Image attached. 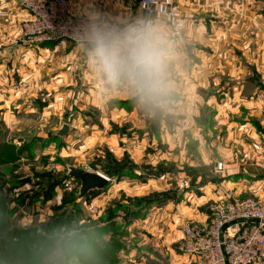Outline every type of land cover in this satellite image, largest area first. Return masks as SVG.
Segmentation results:
<instances>
[{
	"label": "crops",
	"instance_id": "0c3cea01",
	"mask_svg": "<svg viewBox=\"0 0 264 264\" xmlns=\"http://www.w3.org/2000/svg\"><path fill=\"white\" fill-rule=\"evenodd\" d=\"M68 2L75 15H81L87 8H95L114 17L135 16L140 12L139 0ZM175 2L186 25L181 37L185 44V55L182 66L177 69V91L170 105L159 110L162 116L155 136L148 132L147 122V115L154 117L155 111L143 112L147 113L144 116V109L127 94L102 93L100 85L86 69L76 43L20 42L18 39L24 23L29 19L28 12L23 8L22 0H0L2 142L7 136L10 140L6 142L20 146L38 138L32 153L36 152L43 149L40 146L42 139L44 144L68 139L69 136L59 138L55 135L65 124L70 126L71 133L74 125L77 127L84 123L85 112L93 110L100 113L99 123L105 133L110 132L112 124L126 123L125 126H128L123 134L110 133L109 140L103 139L101 135L97 139L99 143L105 142V149L112 151L120 161L125 153L136 164H140L141 159L143 163L146 162L147 157L152 161L154 158L150 156V151L156 145L168 148L169 152L176 149L181 155L184 154L183 146L192 137L198 147L193 164L216 165L214 140L217 137H212L211 130L204 132L205 126L199 119L206 108L218 112L214 117L210 115L205 118V123L209 129L219 124L228 133V148L221 159L224 164L222 175L213 171L212 175L219 180L199 185L198 194L192 195L191 203L183 201L175 206L170 204L176 208L175 212L170 211L168 205L165 207L172 212L169 214L170 231L161 240L168 243L171 261L172 244L183 239L185 241V226L189 223H207L209 204L222 201L226 194H232L238 200L264 197V0ZM240 112L243 113V122L232 123V117ZM238 126L241 129L239 133L233 131ZM33 129L42 133L29 135ZM135 130L140 140L136 143L131 141L128 152L122 150L118 142L135 140ZM14 132L26 134L13 139ZM46 132L51 137L47 138ZM234 142L240 145L239 151H235V145L229 148V144ZM34 161L38 159L28 162L24 168L37 166V163L33 164ZM177 173L178 176L185 175L181 171ZM162 181L159 182L162 187L160 190L167 189V183ZM183 181H180V187L184 185ZM119 182L116 178L111 179L106 190L115 187L119 190L122 188ZM152 182L157 184L158 180L149 179L146 184ZM105 191L99 192L97 197L110 199ZM189 260L188 256L183 259L186 263Z\"/></svg>",
	"mask_w": 264,
	"mask_h": 264
},
{
	"label": "rangeland",
	"instance_id": "374dc122",
	"mask_svg": "<svg viewBox=\"0 0 264 264\" xmlns=\"http://www.w3.org/2000/svg\"><path fill=\"white\" fill-rule=\"evenodd\" d=\"M143 112L148 111L142 110V115L145 116L147 113L144 114ZM85 113L86 118H84V123L77 127L74 125L68 139L65 141L57 139L51 143L44 144V139H42L40 146L43 149L33 153L31 151L27 152V156L25 155L24 159H20L19 161L3 159L0 161V196L5 197L8 204L7 211H4L2 215H10L11 221L21 227L48 226L52 223L51 217L57 214L58 216L60 214L66 215L70 209H73V207H68L61 212L54 211L55 206L62 203L69 167L73 166L108 175L106 172H109L114 167L115 161L123 162L128 158L135 166L134 171L136 176L133 178L116 177L117 182L121 181L119 182L121 183L119 187L122 188H120L121 190H116V187L114 188L115 190L113 188V190L111 188L106 190L105 192L107 195L109 194L110 199H99L100 197H97L98 194L91 195L86 201L82 202L85 205H80L77 219H79L81 224L86 222L97 224L101 221V216L104 215L105 210L112 203H127L131 211L126 212L122 210L120 216L117 218L118 230L126 227L128 231V234L122 239L124 250L119 254L118 264H193V258L185 251L184 239L182 242L172 244L170 249L172 252L170 253L173 260L171 261L170 259L171 255L168 254L167 250V247H169L168 243L161 240L165 239L166 232L170 231L169 222L171 217L169 216L172 212L166 210L165 207L168 205L170 211L175 212L176 208H173L171 205L175 206L183 201L187 204L191 203L190 199L193 194H198L197 188L203 183L202 180L211 179V175L214 174L215 170L218 171L219 175H222L221 172L224 164L221 159L225 157L228 148L226 142L228 133H226L225 128L219 127V124L215 128L209 129L207 123H205V118L207 119L210 115L214 117L218 112L206 108L199 119L203 122L201 124L205 126L204 132L208 133L211 130L212 137H217L214 140V144H216L215 150L217 151L216 154L214 150L217 156L216 165L208 166L198 163L193 164V159L198 155V147L197 142L192 137L183 146L184 154L180 155L176 149L169 152L168 148L156 145L153 147L154 150L150 151V156L154 158L152 161L147 157L146 162L143 163V160L140 158V164H136L127 153L124 154V158L120 161L114 156L112 151L105 149V142L99 143L97 139L101 135L103 139L109 140L110 133L113 135L123 134L128 129V126H125L126 123L112 124L109 128L110 132L106 131L105 133V131L101 130L102 125L99 123L100 113L93 110H88ZM147 117L149 118L147 121L148 132L151 134L153 129L152 134L157 136L160 123L153 121L155 117H149V115ZM242 122L243 113L240 112L232 117V123ZM240 130V126L233 129V131H237L238 133ZM135 131V140L131 139L129 141L125 139L124 142H118L122 150L128 152L131 141L136 143L140 140L138 131ZM132 132L134 133L133 129ZM30 133L27 134L37 135L42 132L33 129ZM25 134L14 132L12 137L14 139V137L17 138ZM48 135L49 133L46 132V137H51ZM9 140L10 138L6 136L4 141ZM230 146H234V149H237L235 151H239V144L234 142L232 145L229 144V148ZM130 148L132 149L133 145ZM166 157L168 160L165 159ZM34 159H38V161H34L37 163V166L29 165V167L24 168L28 162L31 163ZM219 166H221V169ZM178 171L184 172L185 175L178 176ZM26 178L31 179L29 183L24 185L18 183L21 179ZM149 179L158 180V183L152 182V184H146ZM161 179L163 183H167V189L160 190L162 188L159 183ZM182 179H184V185L180 187ZM53 184L60 187L53 190L51 186ZM77 189L79 191V185ZM151 198L159 202H154L152 206H142L149 203ZM141 199L144 202H141ZM215 204L217 202H213L208 206L209 218L207 223L203 225L197 223L189 224L198 228L207 225L211 220L212 209ZM58 216L56 220H58ZM127 220L130 221V225H127ZM176 244L177 249L175 248ZM185 256H188L190 259L187 263L183 261Z\"/></svg>",
	"mask_w": 264,
	"mask_h": 264
},
{
	"label": "clouds",
	"instance_id": "9594fccd",
	"mask_svg": "<svg viewBox=\"0 0 264 264\" xmlns=\"http://www.w3.org/2000/svg\"><path fill=\"white\" fill-rule=\"evenodd\" d=\"M183 24L179 17L169 20L144 10L114 17L87 8L73 35L102 93L123 92L152 112L167 108L177 91V69L185 55ZM4 244L13 246L15 264H110L112 252L110 234L79 219L0 233Z\"/></svg>",
	"mask_w": 264,
	"mask_h": 264
},
{
	"label": "built area",
	"instance_id": "2783aa9c",
	"mask_svg": "<svg viewBox=\"0 0 264 264\" xmlns=\"http://www.w3.org/2000/svg\"><path fill=\"white\" fill-rule=\"evenodd\" d=\"M22 6L29 19L24 23L20 42L76 43L73 27L80 23L81 15L72 13L68 0H22ZM138 6L140 12L144 10L167 16L169 20L177 17L184 20L175 0H139ZM183 27L181 37L185 32V20ZM64 187L72 192L78 184L67 179ZM238 219H259L261 223L231 226L221 239L222 227ZM184 236L185 251L193 258V264H264V197L238 200L234 195L226 194L212 209L210 222L201 228L187 225Z\"/></svg>",
	"mask_w": 264,
	"mask_h": 264
},
{
	"label": "trees",
	"instance_id": "16d2710c",
	"mask_svg": "<svg viewBox=\"0 0 264 264\" xmlns=\"http://www.w3.org/2000/svg\"><path fill=\"white\" fill-rule=\"evenodd\" d=\"M162 114L159 110L156 111V115L154 116V122L160 123ZM153 133V129H152ZM2 134L0 133V139ZM36 141H38V138L34 139L32 142L29 143H23L22 145L18 146L13 142H2L0 140V161L3 159H12L15 161H19L20 159H24V156H27V152L33 151L34 147L36 146ZM32 156V155H31ZM112 157V156H110ZM113 158V157H112ZM115 165L112 169L109 170V172H106L111 179H115L116 177H134L135 171H134V164L127 158L123 162L115 161ZM36 165V163H33ZM69 179L68 177L66 180ZM65 180V179H64ZM65 180V181H66ZM203 181V183H202ZM201 183L204 184L208 181L214 182L216 181V178L211 175V179L209 180H202ZM19 184H21L20 181H18ZM77 183V182H76ZM79 185V183H77ZM53 190L60 187L59 185H51ZM65 190V187H64ZM99 192H92L90 193L85 201L91 196V195H97ZM0 195H1V189H0ZM7 199L5 197L0 196V233L7 234V233H13V234H20L24 230H31L33 227H21L16 225L14 222L11 221V216L2 213L4 211H7ZM141 202H144V200L141 199ZM154 202H159L158 200L151 198V201L147 204H143L142 206H152ZM82 204V201L79 199V191L78 189L76 191L69 192L67 190L63 193L62 203L60 205L55 206L54 211L61 212L63 209H66L68 207L73 209H70V211L66 215L60 214L58 216L54 215L51 217V224L59 223V222H68L74 219H77V214L80 209V205ZM141 205V204H140ZM76 208V209H75ZM122 210H125L126 212L131 211L130 207L127 205V203H112L104 212V215L101 216V221L99 223H92L95 226H97L100 230L110 233L111 239H112V252L110 257V264H118L119 261V254L122 250H124V242L122 241L123 237H125L128 234L127 228L124 227V229L118 230L119 227H117V218L120 216V213ZM58 216V220H56ZM129 220V219H128ZM127 220V225H130V221ZM2 263H10L15 264V251L12 245L10 244H4L0 245V264Z\"/></svg>",
	"mask_w": 264,
	"mask_h": 264
},
{
	"label": "water",
	"instance_id": "95a60500",
	"mask_svg": "<svg viewBox=\"0 0 264 264\" xmlns=\"http://www.w3.org/2000/svg\"><path fill=\"white\" fill-rule=\"evenodd\" d=\"M70 134V126L65 124L62 129L55 135L59 138H67ZM67 177L79 183V199L82 201L92 192H103L105 191L110 183L111 179L97 172H91L86 169L69 167ZM30 178L21 179V184H27L30 182ZM242 223H251V224H260L259 219H238L234 222L224 225L220 231L221 239L224 232L227 228L242 224Z\"/></svg>",
	"mask_w": 264,
	"mask_h": 264
}]
</instances>
